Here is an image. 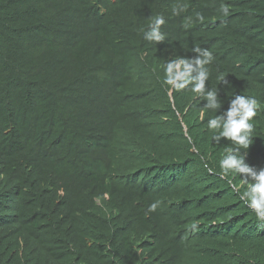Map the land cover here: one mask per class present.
<instances>
[{"label": "trees", "instance_id": "1", "mask_svg": "<svg viewBox=\"0 0 264 264\" xmlns=\"http://www.w3.org/2000/svg\"><path fill=\"white\" fill-rule=\"evenodd\" d=\"M156 16L158 48L207 49L219 95L257 99L264 167V0H0V264H264L248 185L198 132L214 110L141 58Z\"/></svg>", "mask_w": 264, "mask_h": 264}, {"label": "clouds", "instance_id": "2", "mask_svg": "<svg viewBox=\"0 0 264 264\" xmlns=\"http://www.w3.org/2000/svg\"><path fill=\"white\" fill-rule=\"evenodd\" d=\"M223 12L227 15L226 6H223ZM164 23L162 16H156L149 25V30L145 31L143 37L145 41L142 40L145 46L141 49V58L146 60L150 67L160 69L163 77L165 66L166 83L171 89L169 91L171 104L174 102L172 93L176 91L182 99L184 112L189 111L191 104L204 100L207 102L204 109L214 110V114L203 122L198 132L211 145H218L221 148L224 156L220 162L221 169L242 177L248 187L241 200L254 211L259 221H264V167L257 168L246 163L249 151L257 153L260 151L259 148L262 149L251 141L253 124L250 121L257 115L259 102L254 97L241 96L230 89L223 88L224 91L221 90L223 94L219 95L217 88L212 86L216 81L215 76L208 79V69H212L209 64L214 57L207 49H194L196 56L191 58L174 42L158 48V42L164 40V34L160 31V26ZM251 66L254 70L260 71L258 75H264V69L260 70L252 64ZM248 70L251 69L246 71ZM253 79L256 80L254 77ZM204 109H201L199 114L201 120ZM156 206L151 205V209L154 210ZM195 227L193 225V228Z\"/></svg>", "mask_w": 264, "mask_h": 264}]
</instances>
